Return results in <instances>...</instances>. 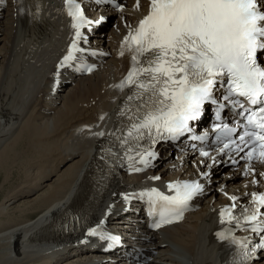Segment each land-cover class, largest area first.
<instances>
[{"label":"bare ground","instance_id":"obj_1","mask_svg":"<svg viewBox=\"0 0 264 264\" xmlns=\"http://www.w3.org/2000/svg\"><path fill=\"white\" fill-rule=\"evenodd\" d=\"M119 1L126 3V9L113 11L107 18L108 22L119 15L114 21L116 26L108 35L102 29L95 37V41L108 52L107 56L100 58L99 70L84 77L71 73L62 75L55 90L51 88L49 73L52 60L59 55L68 32L57 0H15V4L10 3L0 10V46L3 49L0 53V147L6 142L0 148V178L9 185L18 180L16 187L11 186L0 202V264H54L61 259L66 261L64 264H100L98 251L85 255L73 251L71 244L81 240L85 227L105 216L115 203H124L125 195L133 194L146 183H156L150 180L151 177L157 174L163 179L183 177L193 170L188 165L186 173H180V153L173 158L170 152L174 149L170 146L160 149V158L145 172L128 173L133 167V159L120 164L106 182L102 170L97 174L102 156L99 147L105 148L110 134L118 127L122 118L120 109L134 87H116L133 67L131 58L135 54V49L130 50L120 43L126 30L119 19L120 14L128 22L147 11L144 0H141L139 10L134 9L133 0ZM34 3L33 8H37V4L43 5L42 12L28 17L29 6ZM48 30L53 32V44L40 67L41 81H46L47 93L35 105H30L28 99H24L28 101L23 105L19 92L13 98L9 91L7 78L13 74L7 72L10 53L13 45L25 36L32 43ZM143 64L144 57H141L135 66L139 68ZM23 72L29 75L25 69ZM20 77L19 91L30 84L31 79L28 76V82L24 80L26 83L24 77ZM68 86L71 87L64 92V87ZM28 112L29 116L24 120ZM38 120L41 121L36 122ZM101 132L103 136L99 135ZM61 165L65 167L57 173ZM259 165L257 175L249 177L241 176V171L233 167L214 166L209 184L195 198L199 206L195 212L187 214L182 222L159 230H149L141 216L137 241L129 249L133 250L135 258H110L101 264H229L233 246L216 237L222 226L218 213L228 203V196L243 200L255 185L264 186V176L260 175L264 173V164ZM55 173L57 178L49 187L47 185L44 196L27 200L16 209L9 207L19 194L38 186L43 188ZM253 179L259 183L252 184ZM33 205L41 210L30 219L31 211L24 214L23 211ZM8 211H18L23 217L11 216V219L7 217ZM78 216L86 223L82 230L59 231ZM252 264H264V254Z\"/></svg>","mask_w":264,"mask_h":264},{"label":"snow or ice","instance_id":"obj_2","mask_svg":"<svg viewBox=\"0 0 264 264\" xmlns=\"http://www.w3.org/2000/svg\"><path fill=\"white\" fill-rule=\"evenodd\" d=\"M3 2L0 0V5ZM64 4L75 35L57 65L56 76L61 69L86 68L82 62L85 49L79 46L81 28L93 23L78 0H64ZM104 19L95 23L101 24ZM124 42L130 50L135 46L133 67L116 87H134L119 112L125 119L110 134V146L104 149L102 159L116 157L113 149L118 147L129 161L138 157L137 163L148 167L149 158H157L152 149L159 141L175 142L191 133L189 122L198 121L211 106L217 120L225 108L234 114V126L223 122L214 126L216 139L223 144L219 152H227L234 163L239 162L235 159L239 156L247 162L244 174H255L253 161L264 163V0H150L148 14ZM138 57H144L139 68L135 66ZM77 60L81 62L75 63ZM87 71L92 68L87 67ZM56 86L54 80V90ZM189 138L203 141L207 133ZM142 141H148V145H142ZM200 155L207 157L209 153L201 150ZM251 183L259 181L253 179ZM166 187L172 195L153 187L125 195L124 199L147 198L150 214L158 213L160 218L152 226L159 228L182 219L189 201L203 192L197 181L169 182ZM229 199L233 204L219 212L220 224L228 227L218 231L216 237L235 246L230 264H248L258 251L264 250V193H252L249 203L239 207L236 196ZM103 223L100 221V225ZM236 230L251 231L259 241L237 237ZM87 235L113 244L120 241L118 236L99 231V226L89 229Z\"/></svg>","mask_w":264,"mask_h":264},{"label":"rangeland","instance_id":"obj_3","mask_svg":"<svg viewBox=\"0 0 264 264\" xmlns=\"http://www.w3.org/2000/svg\"><path fill=\"white\" fill-rule=\"evenodd\" d=\"M1 31H2V28L0 27V33H1ZM1 45V44H0ZM1 52H3V49H2V47L0 46V53ZM15 61H16V63L17 64H14V66L16 65L17 66V68L18 69H20V70H18L17 68H16V66L14 67L15 69H16V71H15V73H14V71H12L11 72V76L9 77V78H7V81H8V85H10V93H11V97H13V98H16L15 96H16V94L19 92V83H18V76L20 75L21 77L23 76L24 78H22L23 79V81L24 80H27V82H28V79H30L31 78V76H30V74L28 75V74H25V72H23L24 71V64L18 59H16V56H15ZM20 63V64H18V62ZM19 65V66H18ZM20 65H21V67H20ZM22 68H23V70H22ZM19 71V72H18ZM16 72H18V73H16ZM21 72H23V74L21 73ZM26 73H28V71H26ZM22 74V75H21ZM28 75V76H30L29 78H28V76L26 77L25 75ZM21 77H20V79H21ZM26 77V78H25ZM12 78V79H11ZM28 78V79H27ZM8 79H10L11 80V82L8 80ZM14 80V81H13ZM10 82V83H9ZM24 82H26V81H24ZM23 82V83H24ZM26 82V83H27ZM15 83V84H14ZM29 83L31 84V79L29 80ZM30 84H28L27 83V85H25V87H23V89H25V91H26V89L28 88V86L30 85ZM27 87V88H26ZM71 87V86H70ZM69 86L68 87H64V92H66V90L67 89H69L70 88ZM29 88H30V86H29ZM13 89H14V91H13ZM18 89V90H17ZM23 91L21 90V93H22ZM16 93V94H15ZM19 94L20 96H19V98L21 97L22 99V103H23V105H24V101H28L29 102V104H35L36 102L35 101H30L31 99L33 100L34 98H32L33 96L32 95H30L31 96V99H30V96H26L27 98H25V96L24 97H22V94ZM38 96V95H37ZM29 97V98H28ZM24 99H28V100H24ZM26 102H25V105H26ZM31 102V103H30ZM34 102V103H33ZM31 104V105H32ZM30 108V107H29ZM29 114V112L27 113V115H26V117L24 118V120L29 116L28 115ZM23 120V121H24ZM41 120H38V121H36V122H40ZM14 136H15V134H14ZM12 139V138H11ZM11 139H9V140H11ZM4 144H6V142L4 143ZM3 144V145H4ZM2 145V146H3ZM1 146V147H2ZM0 147V148H1ZM1 150V149H0ZM65 167V165H61V168L59 169V171L57 172V173H61V171H62V169ZM33 172H36V169H34L33 170ZM57 173H55L54 175H52L51 177H50V179L45 183L46 185L42 188V187H35V188H31V189H29L27 192H23V193H21V194H19L18 195V197L15 199V202L14 203H12V204H10V206L9 207H13L14 209H16V207H20V206H22L23 205V202H27V200L28 201H30V200H34V199H37V198H39V197H41V196H44L45 195V193L47 192V185H48V187H49V184H51L52 182H54L55 180H56V178H57ZM25 177V176H24ZM2 177L0 178V202H1V200H2V198L4 197V195L10 190V187L11 186H13V187H16V184H17V181L18 180H15L11 185H9L10 183H3V181H2ZM9 185V186H8ZM25 200V201H24ZM36 201H38V200H36ZM35 204V203H34ZM17 208V209H18ZM36 207V205H33V207L32 208H29L28 210H24L23 211V214L24 213H26V212H28V211H31V215H29V217H30V219L31 218H33L34 216H36L39 212H40V210H41V208H37ZM43 208V207H42ZM40 209V210H39ZM33 210V211H32ZM37 210V211H36ZM11 216H13V217H23V215H21L20 216V214H18V211L16 212V211H14V212H12V211H8V215H7V217H10L11 219H12V217ZM7 217H5V218H7ZM18 219H20V218H18ZM9 220V219H8ZM154 252V253H153ZM155 252H156V250H154V251H152V256L155 254ZM64 263H66V261H61V260H59L57 263H54V264H64Z\"/></svg>","mask_w":264,"mask_h":264}]
</instances>
